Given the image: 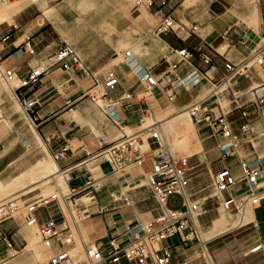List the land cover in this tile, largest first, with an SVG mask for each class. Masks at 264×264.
<instances>
[{
    "label": "built area",
    "instance_id": "1",
    "mask_svg": "<svg viewBox=\"0 0 264 264\" xmlns=\"http://www.w3.org/2000/svg\"><path fill=\"white\" fill-rule=\"evenodd\" d=\"M4 0H0V4ZM13 1V0H9ZM161 8L167 6L170 0H159ZM184 24H178L171 15H166L163 22L156 29L158 35L175 33ZM198 26L187 29L189 35L196 34ZM243 36L242 41H248ZM264 40V36H263ZM25 52L31 56L37 54L36 45L27 38L22 44ZM3 50H0V73L7 83L16 76L13 69L3 65ZM176 59L169 62V67L160 76L150 69H140L141 80L145 83V92H150L159 84H164L167 98L174 101L179 91H193L201 89L202 82L212 85L211 92L192 102L188 111L200 130L217 142L223 159L235 158V165L223 166L214 173L211 187L219 192L222 200L217 195H207L200 203L198 194L206 188L194 190L191 187L192 173L198 167L191 163V157H178L171 150L163 130L159 125L149 127L150 134L144 138L142 134H123L115 141L107 144L98 156L102 155L110 164L112 172L123 171L131 164H150L145 175L153 196L161 208V213L152 222L128 233L127 242L120 244L116 238H112L105 250L86 245L88 259L86 264H192L195 260H203V264H216L209 250L210 240L202 236L201 210L203 203L216 199L226 210L233 211L235 215H244L248 207L261 205L264 201V94L258 88L241 84V79H251L254 70H264V42L262 46L250 57L235 62L224 56L211 44L202 41L192 48L173 50ZM220 55L224 59L223 71L216 76L217 65L214 58ZM127 56L131 53L128 51ZM55 59L53 64H61L63 69L78 68L81 59L72 46L64 44L60 46L50 60ZM196 59L198 63H194ZM190 66L189 70H181L183 65ZM42 72L33 70L21 77L19 90L30 86L38 81ZM120 84L114 72H109L104 82H98L97 87H103L106 92L102 94L107 98ZM264 86V84H263ZM220 95H226L230 103L227 107L220 102ZM31 121L35 125L33 106L35 100L17 95ZM133 95L125 93L121 99H130ZM227 108V109H226ZM25 145L27 144L24 140ZM244 152L241 154V152ZM66 155V149L54 153L59 160ZM90 189V190H89ZM89 190L84 195H90L95 199L96 187L92 181H87L79 190H73L70 195H65L64 202ZM129 204V199L122 196ZM180 199L178 207H170L172 199ZM59 194L49 197L40 196L33 201H27L25 222L28 226H35L40 243L46 251L52 252L47 261L37 264H76L75 258L69 251L76 244L70 224L64 221L59 224L55 217L41 221L38 212L41 209H50L60 204ZM17 210L14 198L0 202V255L7 256L10 252L18 255L19 250L16 242V229L4 228L3 224L14 218ZM89 206H84L80 218L89 216ZM68 232L62 236L63 232ZM178 237L175 244L163 245L167 240ZM59 246L61 249L55 253L53 250ZM262 245L252 248V253L261 251Z\"/></svg>",
    "mask_w": 264,
    "mask_h": 264
},
{
    "label": "rangeland",
    "instance_id": "2",
    "mask_svg": "<svg viewBox=\"0 0 264 264\" xmlns=\"http://www.w3.org/2000/svg\"><path fill=\"white\" fill-rule=\"evenodd\" d=\"M14 1V0H13ZM142 4L138 5L136 0H124L122 3H117V0H51L49 1V7H54L57 9L58 16L61 20H63L62 25L66 27V31L62 30V25H55V23L49 19H47L43 15V11L38 8L37 5H32L27 8L22 14L17 15L15 19V24L17 28L13 30L14 34H17L21 37L20 44L25 42V38H31V40L36 45L37 54L32 56L37 58L38 60L43 61L44 66H48L53 64L55 59L50 60L53 57L55 51L62 45L67 44L72 46L75 51L79 54L82 59L83 64L80 65L82 71L84 72L83 66L87 60L93 61L97 57H104L105 64L101 67L92 69L91 75H86V87H87V109H95L98 111H102V107H105L108 103H111L109 107V115L115 116L116 122L123 127V134H130L131 132L128 130L127 126L124 127V124L120 120V117H116V113L114 111L115 107H120L125 112H139L138 116L140 119L150 116L154 114L149 105L147 104V100L150 99H163V102L168 105L170 108V113L175 112L173 109L174 101H171L167 98L165 93L164 84H159L151 90V95L146 94L144 88L145 83L138 76L137 64L141 62L145 65L146 70H151L156 75L160 76L162 71L166 70L169 67V62H172L176 59L174 54H170V49L165 51V48L159 42V38L157 36L156 29L160 23L163 22V19H158L157 21L150 15L148 11V6L150 0H140ZM171 3L167 7L166 15H171L178 24H185L187 27L199 26L197 29L203 36H205V31L202 30L204 26H209V32L215 30V32H222L225 35L227 41L225 42V47L220 49L219 52L222 54H229V59L235 62L241 61L247 57H250L254 52H256L263 44V35L260 33V25L256 24L255 21H249L246 16L242 14L231 15L228 16V10L233 8L234 6L240 4L242 0H231V3H225L224 0H202V1H187V0H170ZM169 1V2H170ZM221 2V3H220ZM0 4V7L3 8L6 5H10L12 1L4 0ZM187 3V4H186ZM156 6H159V3L156 2ZM248 8L253 9V4L247 5ZM141 7L144 8L141 9ZM249 17V16H248ZM250 18V17H249ZM252 18V17H251ZM253 20V19H252ZM214 22H218L217 28L214 29ZM253 22V23H251ZM261 24V22H260ZM9 28V26H6ZM74 27L72 32H69V29ZM182 28H179L177 31H181ZM67 32V33H65ZM249 37L248 41L244 43L242 41L243 36ZM8 36V35H7ZM3 38H0V43H2ZM233 40V42H231ZM9 41V40H8ZM7 41V42H8ZM220 42L217 41L216 44ZM127 51H131L132 55L130 57L126 56L125 53ZM151 51V52H150ZM135 52V53H134ZM116 53H120V58L116 61L113 58L116 56ZM41 54V55H40ZM40 55V57H39ZM3 59L5 58L4 53H2ZM161 58H167V60H163L160 62ZM160 65V66H159ZM8 68V67H7ZM37 69V68H36ZM38 70V69H37ZM109 72H114L118 77L119 81L129 90L133 96L130 99L119 100L117 102H111L110 96L107 97V101H101L100 98L98 101H95L94 94L102 95L106 92V89L103 87H97L98 82H104L105 78L109 74ZM264 75V70L261 71ZM79 73L80 72H75ZM0 80H3V84L5 87L0 89V110L4 112V114L9 118V123L0 121V177H4L11 172L12 162L19 157V155L26 152V145L24 140L27 137L24 134L18 135L13 132V123L14 119L18 120V125L26 123L27 126H30L33 123L30 119V116L27 114L26 109L21 104L18 99L14 87L13 94L10 91V88L7 86L3 75L0 73ZM12 82V81H11ZM10 82V83H11ZM9 83V84H10ZM241 83L248 84V80L241 79ZM18 84L17 82L15 83ZM21 84V82H20ZM202 85L208 87L210 90L212 89V85L209 82H202ZM6 88V89H5ZM4 89V90H3ZM202 90V89H201ZM182 91V90H181ZM180 92V91H179ZM185 98H190L191 91H185ZM16 96V98H15ZM105 97V96H103ZM191 99V101L186 102L189 105L198 100ZM99 105H98V104ZM168 108V109H169ZM227 109V108H226ZM183 110V109H181ZM176 112L177 114L181 111ZM185 111V108L184 110ZM172 114L170 117L175 115ZM66 121H77L76 117H73V114L66 115ZM69 117V118H68ZM169 117V118H170ZM12 119V120H11ZM65 119V118H64ZM154 119L157 121L155 115ZM152 120L148 122V124H152ZM162 124V123H160ZM191 129H185L181 133H175L167 128H164V134L167 138L169 146L171 150L178 157H191V163L197 164L198 167L192 173V186L196 189L206 188V190L202 193V195H198V199L200 203L203 201V195L215 194V190L211 187V174L207 173L208 171L205 169V166H200L199 161H197V156L200 150L205 152L204 150V135L200 132L196 121L191 120L190 118ZM73 127V126H71ZM78 130H73L72 133H76ZM195 132L199 141L192 144H187V140L191 138ZM119 134V137L123 135ZM143 137L147 138L150 133L143 132ZM68 138H72L71 134H67ZM75 137V136H74ZM118 137V138H119ZM15 141V142H14ZM14 144L10 147V144ZM107 145H103V148L94 152L93 155L97 152H101ZM192 148L196 154L190 155V148ZM49 153L53 157V159L58 162L61 166V169L66 170V166L63 164H67V167H72L75 164H70L71 160L67 162H63L60 159L57 160L54 157V154L49 150ZM244 152L242 151L241 154ZM198 154V155H197ZM205 158V157H204ZM103 159L106 161L105 157L100 155L95 160ZM95 160L90 161L87 164L92 165L91 170L89 172L88 181H92L94 185H97L101 181H115L117 176H121L123 171H115L109 176L100 179L101 176L98 173L97 165ZM229 162L235 163V160H230ZM55 163V162H54ZM85 164V165H87ZM54 165V164H53ZM223 162L219 161L215 164V169L220 170L223 168ZM236 170L239 169L237 165H234ZM134 169L137 173L139 169V165L131 164L126 167L127 169ZM145 168H150V164L147 162L145 164ZM78 172H82V169H77ZM85 173V172H84ZM66 173V175H68ZM138 177L142 183V187L137 188L139 191L151 190L146 175L142 171H138ZM68 179L69 176H67ZM45 181V180H44ZM42 181L36 187V189L32 192L23 194L24 191L21 192H11L8 194H0V202L7 200L9 198H13L16 202L17 210L14 213V218L3 224L4 228H17L20 232L21 237H15L18 250L20 251L18 255H13V252H10L7 256L3 254L0 255L1 264H14L16 262L26 261L28 257L33 253L34 262L31 264H37L39 262H44L50 258L52 252L46 251L40 243L37 228L34 226L33 230V238L29 241L26 250L24 248L27 245V237L24 231V228L27 230L29 227L25 222V211L27 201H33L40 196L49 197L53 194H57L60 191L62 194L70 195V190L67 189L66 185L59 180L44 182ZM264 184V180H262ZM5 184V183H4ZM59 186V187H58ZM102 190L97 188V191L105 198L109 197L111 200H114V197L111 196L112 190H109L107 184L102 187ZM120 188L119 185H116V190ZM90 190V189H89ZM89 190L82 192L73 197V201L78 197L84 195ZM135 190V189H134ZM218 196V195H217ZM82 202L87 204V200L84 199ZM61 203L64 208V212L68 217V221L72 230V234L76 239L75 244L71 246L70 252L77 258L74 253L77 250H80L81 254L85 256L84 252V242L78 233L77 225H81L86 218L81 219L80 213L84 205L81 207L73 206V202L71 200L66 201V205L63 200ZM180 204V199H172L169 202L170 207H178ZM207 212H205L201 218L200 222L202 224V236L206 240L208 237L205 235L209 232V226L212 223L208 224L207 222L211 219L212 216H215L214 219L220 217L222 213H225L231 221L241 219L246 215V213L253 209L254 206H249L247 211L243 216L235 215L233 211H227L223 205H221L216 199H211L207 201ZM88 203L86 206H89ZM52 209V208H51ZM204 207L201 209L204 212ZM211 209H214L210 211ZM143 218L144 225L149 224L153 221L152 218ZM250 221V220H249ZM247 221V222H249ZM246 222V223H247ZM16 230V231H17ZM255 229L252 225H248L243 229L236 231L235 233L225 234L223 237H220L218 240H215L210 243L211 249H214L216 245H221L230 243L234 241L235 237L233 234H238L239 236L249 235ZM264 235V229H262ZM79 234V235H78ZM206 236V237H205ZM238 236V237H239ZM80 237V238H79ZM35 239V242H33ZM83 243V244H82ZM31 244V245H30ZM88 246H92L93 243L91 241H87ZM29 250V251H28ZM42 252L43 257L40 260L35 258L36 253ZM125 264L126 261H123ZM86 263V256H85ZM83 263V264H85Z\"/></svg>",
    "mask_w": 264,
    "mask_h": 264
},
{
    "label": "crops",
    "instance_id": "3",
    "mask_svg": "<svg viewBox=\"0 0 264 264\" xmlns=\"http://www.w3.org/2000/svg\"><path fill=\"white\" fill-rule=\"evenodd\" d=\"M14 1L10 4L11 6L9 8H0V38L4 37L2 43H0V50H3V53L5 55V58L3 59V65L5 67L13 69L16 72L18 79L27 75L33 70L38 69L42 73L39 76L37 82L19 90V92L17 93V95L35 100L36 103L33 106V116H35L36 122L35 125L31 123L30 126H27L26 123L18 125V120L21 116L12 121L13 132L17 134V137H19L18 135L20 134H24L27 137L26 140L29 143V147L26 148L25 153L19 155V157H17L12 162L11 172L4 177H0V181L3 184L5 183L4 185H9L16 178L36 167L41 161L50 160L53 163L55 162L54 164H56L59 169L63 171V175L66 180V187L68 190H70L71 193L73 192V190L82 189L88 181V176L90 175L89 172H92V165L89 166L90 164L87 163L99 157L95 155L91 157V155L99 150L102 145H107L115 141L119 137L120 133H124L123 127L116 122L115 116H111L109 115V113H106L101 105L100 107L102 108V111L86 108V97L88 94L85 76L91 75L92 69L96 68V66L98 68H101L105 64V58L97 57L93 61L87 60L83 66L84 72L82 71V68L80 66L78 68H73L70 70L63 69L61 64H50L48 66H44L42 59L37 61V58L32 57L29 53L23 50L22 44H20L21 37L13 33V30L17 28V25L15 24L16 16L22 14L30 6L37 4H28L20 8L17 12H11L14 7H17L15 5H21L24 0ZM224 1L225 3H231V0ZM156 2L159 3L158 7L156 6ZM170 3L171 1L168 2L166 7L161 8V3L159 0H151V3L148 6V11L155 21L165 18L167 7L170 5ZM253 3L255 4L254 8L256 9V24L254 23V25H257V23L258 26L260 25V33L264 36V0H242L240 4L228 10L227 17H231L232 14H242L243 16H246L249 21H253V18H249L245 12V10L248 9L247 5ZM213 24L214 29L217 28L218 22H214ZM6 26H9V28H7ZM61 29L66 31V27L63 25L61 26ZM187 29L191 28L185 26L180 32L178 31L177 34H157L159 42L162 47L165 48V51L167 49H170L171 54L173 50L192 48L202 41L208 42L218 51L225 47V42L227 41V39L222 32H215V30L209 32V26H204L202 30L205 31V36L199 34L200 32L198 30L196 34L189 35V31ZM69 32H72V30H69ZM219 40L220 42L216 44V42ZM231 42H233V40H231ZM222 55L224 56V58L230 60L229 54L226 53ZM163 60L169 61L167 60V58H161L160 62H162ZM214 61L218 68L215 74L219 77L221 72L223 71L224 59L220 55H217L214 58ZM193 62L198 63L196 59H193ZM81 64H83L82 59L80 65ZM136 66L137 68L146 70L145 65H143L141 62H139ZM189 69L190 66H188L187 64L181 66V70H183V72ZM261 71V69L254 70L252 72L251 79H246L248 80V84H241L245 86L252 85L253 88L264 90V75ZM75 72H80L81 75ZM201 89L191 91L190 98H185L183 96V93L185 95V92H182L183 90L180 91L177 98L175 99V103L173 104V109H175L176 111L171 113L170 111L172 110H170L168 105L163 102V99H160V101L158 99L147 100V104L149 105L151 111L154 113L147 117H150L153 123H161L179 110H184V108L189 105L186 102L191 101V99L193 98L196 99L198 97H201L210 90L205 85H202ZM125 93H129V90L120 82L116 89L109 94L111 102H117L121 100V97ZM151 94L152 93L150 92V95ZM185 96H187V94ZM107 105H111V103H108ZM114 111L116 113V117H120V120L124 124V127H140L145 123V119L147 118L144 117L140 119V117L138 116L139 112H125L120 107H115ZM71 113L73 114V117L77 118V121H66V115ZM154 115L157 121L154 119ZM5 117V122L9 123V118L6 115ZM77 128V132L72 133L73 130ZM200 132L204 135L205 158L203 159L200 157V155L197 154V161H199L200 166H205V169L208 171L207 173L211 174L212 179L214 173L219 169L218 168L216 170L214 167L217 162L222 161V166L235 165V163L229 162L230 160H235V158L223 159L217 146V142L211 138H208L207 134L202 130H200ZM67 134H71V136L73 137L68 138ZM14 142L10 144V147L14 144ZM261 147V151L262 153H264V144H262ZM64 149H66L65 158L60 160L63 162L71 160L70 164H75L72 167H67L68 165L66 163L63 164L64 166H66V168H68L66 170L61 169L60 164L56 162L49 153V150L54 154L55 152ZM95 161L96 163H94L93 165L96 164L100 167V170H98V173L101 175L99 176L100 179H103L113 173L111 166L107 161L103 159ZM139 167L144 173L146 172V170H148L145 168V164H142V166ZM80 168L82 169V172L79 173L77 169ZM68 172L69 174L66 175V173ZM67 176H69L70 179H68ZM50 177L55 178V175H50ZM50 177L39 175L33 181L17 190L16 193L21 191H24L23 194L32 192L36 189L39 183L44 180V182H46ZM126 182L127 179L126 177H124V173H122L121 176L116 177L115 181H107L106 183L103 180L95 186L96 189L98 188L99 190H102V187L107 184L109 190H112L111 194H114L122 190ZM116 185L120 186L118 190H116ZM142 186L143 185L133 187L127 191L129 199L134 203L132 206L127 204L123 200V198H120L118 200H111L107 196L105 198H102V196L96 190L95 199L90 202L89 205V216L81 225H77L78 233L83 239L85 245H88L87 241H91L92 243H95L96 246L100 249L105 250L107 244L112 238H116L120 244H123L127 242L128 233L130 231L138 228L139 226H145L143 223L144 221L142 220L143 218L141 217L155 219L157 216H159V214L161 213V208L155 200L152 191H139L137 188ZM262 186H264L263 182ZM191 187L194 190H201V188L196 189L195 187H193L192 183ZM203 192L204 191L200 192L198 195H202ZM205 194L206 195H203V197L207 196V193ZM208 195L213 196V194ZM82 198L83 197L80 196L75 199V207H79L85 204V202H82ZM207 205L208 204L206 201L203 203L202 207H204L205 209ZM212 210L214 209H211L210 211ZM205 212H207V209L204 210V213ZM38 217L41 221H44L50 217H55L58 220L59 224H61L64 221V218H66L65 221L69 223L68 217L64 212V208L61 202L59 205H54L52 209L50 208L48 210H39ZM220 217H217L216 219ZM214 218L215 216H212L207 223H213V221L216 220ZM248 225H252L255 229L251 234L243 236H239V233L241 232H239L238 234H233L235 239L234 241H231V245L230 243L226 242L225 244L216 245L214 249H211V242L218 240L220 237H223V235L227 233H235L236 231L243 229ZM210 228L211 226H209V230ZM13 229L17 230V228ZM262 229H264V201L261 205L253 207L252 220L247 223L237 225L234 228L210 239L209 250L213 256L215 263L264 264V235ZM24 231L27 237V245L24 248L25 251L29 241L34 236L33 226L29 227L27 230L24 228ZM67 234V231L63 232L62 236L64 237ZM16 236L21 237L18 230ZM21 239L23 238L21 237ZM178 241V237H174L164 242L163 245L175 244ZM76 245L77 244H75V246ZM257 245H262L261 251L252 253V248ZM66 248L70 249L71 246H68ZM60 249L61 248L57 246L55 250H53V253L59 251ZM32 262H34L33 253H31L28 259H26L25 263L24 261H22V263L16 262L14 264H31ZM203 262V260H195L192 264H203ZM173 263L179 264L177 260H173Z\"/></svg>",
    "mask_w": 264,
    "mask_h": 264
},
{
    "label": "bare ground",
    "instance_id": "4",
    "mask_svg": "<svg viewBox=\"0 0 264 264\" xmlns=\"http://www.w3.org/2000/svg\"><path fill=\"white\" fill-rule=\"evenodd\" d=\"M49 1H51V0H24L21 5H15L17 7H14V9L11 10V12H17L23 6H26V5L32 4V3H36L39 6V8L44 12L43 15L47 19L53 21L55 23V25H60L61 23H63V20H61L60 17L58 16V12H57V9L56 8L49 7ZM122 1H124V0H117V3H115V4L122 3ZM187 1H191V3H192V0H187ZM193 1H198L199 2V1H202V0H193ZM136 3L138 5H145V6H147L146 4H142L140 0H136ZM150 3H151V0H150L149 4ZM1 4H3V3H1ZM10 6L11 5H6L3 8H9ZM253 6H255V4ZM141 9H143L142 11H144V8L143 7H141ZM255 10H256L255 8H253V9L248 8V9L245 10L247 16H249L250 18L252 17L253 18V21H255V19H256V11ZM59 28H61V27H59ZM73 29H74V27L70 28L69 30H73ZM127 52L125 53L126 56H127ZM129 52L131 53V51H129ZM131 55H132V53H131ZM120 56H121L120 53H116V56L113 58V60L114 61L118 60L120 58ZM140 69L141 68H137L139 78H141L140 72H139ZM39 72H41V71H39ZM2 81L3 80H0V89L2 87H5ZM16 82L18 83L17 85L15 84ZM6 84L10 88V91H12V94H13L14 87L18 88L21 85L20 84V80L17 78V75L12 79V82L10 84L7 83V82H6ZM258 90H259V88H258ZM150 92H146V94H149L150 95ZM210 92H211V90H209V92H207L205 95H203L201 97H198V98L200 99V98L208 95ZM259 92L262 93V94H264V90H259ZM15 98H16V96H15ZM99 98H100L101 101H103V100H106L107 101L108 100L107 98L103 97L102 95H99L98 96V95L94 94L95 101H98ZM219 98H220V102L223 104V106L227 107L229 105L230 100H229V98L226 95H220ZM110 106L111 105H107V106L103 107V109H104V111L106 113H109V107ZM188 106L185 108V111L181 110L178 114L176 113L172 117H170V118L162 121L161 122L162 124H160L158 122H155V123L146 125L151 120L150 117H147L145 119V123L142 126H140V127H134L133 128V127L128 126L127 127L128 130L131 132L129 135H135L137 133L142 134L143 132L150 133L149 127L152 126V125H159L160 128L163 130V133H164L163 126L165 128H167L168 130H171L172 132H175V133H181L183 130L188 129V128L191 129L190 118H191V120H194V119L192 118V116L190 115V113L188 111ZM0 121H2V122H5L6 121L5 114H4V112L2 110H0ZM198 141H199L198 135L195 132H193V135L191 136V138L188 139L186 142H187V144L190 145V144H192V143L194 144V143H196ZM26 142H27V144H26V148H27V147H29V143H28L27 140H26ZM102 148H103V145L100 147V149H102ZM99 153L100 152H97L95 154V156H98ZM195 154H196V152L192 148H190V155H195ZM198 154L200 155L201 158L204 159L205 153H203L202 150H200V152ZM63 158H65V155H64V157H62L60 159H63ZM230 159H232V157ZM53 164L54 163L52 161H50V160H44V161H41L33 169L29 170L28 172L24 173L20 177L16 178L9 185H4L0 181V194H8V193H11L13 191L16 192L20 188H22L25 185H27L29 182L33 181L39 175H43V176L45 175V176H49V177H50V175H52V176L55 175V178L50 177V178H48V180L46 182L55 181L57 179V180L61 181L62 183H64L66 185V180H65V177L63 175L64 174L63 171H61L56 164H54V165ZM137 165H139V164H137ZM97 169L100 170V167L98 165H97ZM138 171H142V169L139 167ZM138 171L136 173L134 169L132 170L130 168L123 171L124 177H126L127 182L123 186L122 190H120L118 193L111 194V196L114 197V200H118V199L122 198V196H126L129 199V195H128V192L127 191L129 189L133 188V187H137V186L142 185V183H141V181H140V179L138 177ZM57 194H59L61 200H64V198H63L65 196L64 194H62L60 191H58ZM66 195H68V194H66ZM213 195H218V197L222 200V196H221V194H219V192H216L215 191V194H213ZM81 197H83L81 199L82 201L84 199L87 200V204L93 201L91 199V196L90 195H82ZM64 203H65V205L67 204L66 202H64ZM87 204L85 203L83 205L86 206ZM133 204L134 203L129 199V205L132 206ZM75 205H76V203H73V206H75ZM79 207H81V206H79ZM254 207H256V206H254ZM202 208L203 207H201V209ZM252 219H253V209L249 210L246 213V215L244 217H242L241 219L234 220V221H231L225 213H222V215H221L220 218H218V219H216V220L213 221V223L211 224V228H210L209 232L205 234L207 237L209 235H211L206 240H210V239H212V238H214V237H216V236H218V235H220V234H222V233H224V232H226V231L234 228L235 226L240 225V224H244L247 221L252 220ZM33 230H34V226H33ZM39 239H40V236H39ZM33 242H35V239H33ZM83 246H84V252H85L86 261H87V259H88V253H87L86 245L83 244ZM95 247H96V244L93 243V245L91 246V249H94ZM75 254L77 256V258L75 260V263L76 264H83V263H85V256L83 254H81L80 250H77L74 253V256H75ZM42 257H43L42 252H38L35 255V258L37 260L42 259ZM0 264H1V260H0ZM103 264H107V263H103Z\"/></svg>",
    "mask_w": 264,
    "mask_h": 264
}]
</instances>
